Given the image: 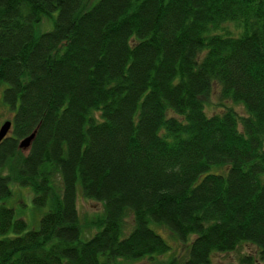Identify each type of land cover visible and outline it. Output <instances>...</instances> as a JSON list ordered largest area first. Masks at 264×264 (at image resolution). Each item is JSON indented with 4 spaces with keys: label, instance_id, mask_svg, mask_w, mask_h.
I'll return each mask as SVG.
<instances>
[{
    "label": "trees",
    "instance_id": "obj_1",
    "mask_svg": "<svg viewBox=\"0 0 264 264\" xmlns=\"http://www.w3.org/2000/svg\"><path fill=\"white\" fill-rule=\"evenodd\" d=\"M0 101V264L264 261V0H0ZM79 191L104 206L86 238Z\"/></svg>",
    "mask_w": 264,
    "mask_h": 264
},
{
    "label": "rangeland",
    "instance_id": "obj_2",
    "mask_svg": "<svg viewBox=\"0 0 264 264\" xmlns=\"http://www.w3.org/2000/svg\"><path fill=\"white\" fill-rule=\"evenodd\" d=\"M57 13L55 12L53 14V17H45L44 20L41 23H38L36 25V34L39 35L42 32L49 31L54 26V19L56 18ZM218 90L219 87L215 86L214 91H212L208 97L206 98V101L215 103L218 101ZM240 109L241 107L238 106ZM242 110V109H241ZM14 113L10 112L6 109V107L1 103L0 101V125L3 124L6 119H10ZM21 151L26 153V150L20 149ZM20 156V154L18 155ZM16 176L13 174L14 180L11 181L10 186L13 191V195L6 198L3 202L14 208L15 210V216L18 218H23L27 221L28 229H35L40 226V220L42 216L45 214V212L48 210V207L39 208L34 203V190L31 185L22 184V179L18 176L17 173H15ZM78 210L81 216V223L83 227L84 232V238L90 237V234H94L97 230V226L95 224V221L97 219V216H100L104 213V206L103 203L97 200L89 199L83 196L81 191L78 193ZM133 224V216L130 215L127 218L126 222V228H131ZM158 231L169 243V239L171 240V243L174 247H178L180 250L178 252H184L186 249V245L182 244V242L177 241L174 239L173 234L166 229L165 227H160ZM169 238H167L166 236ZM180 244H179V243ZM170 243V244H171ZM251 254L253 257L257 258V248L248 245L243 244L240 246L237 250L231 251L229 253L220 254L217 256L218 261L221 264H245L241 261V257L244 254ZM167 258L165 256L161 257ZM258 259V258H257ZM133 264H168L167 263H160L158 261L152 262L149 259H143L138 260L134 262ZM261 264H264V261L261 262Z\"/></svg>",
    "mask_w": 264,
    "mask_h": 264
},
{
    "label": "water",
    "instance_id": "obj_3",
    "mask_svg": "<svg viewBox=\"0 0 264 264\" xmlns=\"http://www.w3.org/2000/svg\"><path fill=\"white\" fill-rule=\"evenodd\" d=\"M12 127V120L7 119L3 124L0 125V142L8 135ZM36 130L33 131L30 135L22 138L19 142V147L23 150H27L33 139L35 138Z\"/></svg>",
    "mask_w": 264,
    "mask_h": 264
}]
</instances>
